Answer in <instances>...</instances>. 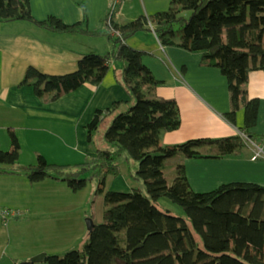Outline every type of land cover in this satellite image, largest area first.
I'll use <instances>...</instances> for the list:
<instances>
[{
	"label": "trees",
	"instance_id": "obj_1",
	"mask_svg": "<svg viewBox=\"0 0 264 264\" xmlns=\"http://www.w3.org/2000/svg\"><path fill=\"white\" fill-rule=\"evenodd\" d=\"M0 20H28L71 34L102 32L88 29L83 22L66 23L56 15L40 20L30 0H0ZM115 24L125 40L104 30L112 40L106 53L83 54L78 68L66 74H47L31 66L21 82L32 85L45 102H52L84 83L100 84L113 61L119 60L122 66L115 76L131 100L97 109L87 125L92 140L113 117L105 132L113 148H99L74 166L48 163L41 156L40 165L25 170L33 180H63L74 190L96 178L97 193H103L110 206L101 223H91L84 248L47 254L42 263L29 259L17 264H264V185L230 182L199 192L192 188L185 164H178L171 183L165 173L167 161L178 154L188 158L236 155L248 139L259 142L264 137L251 131L258 122L261 99L251 97L247 89L252 71L264 70V0H172L168 9ZM151 29L163 45L202 53L203 66L221 69L231 93L226 117L236 123L243 108L242 130L248 139L238 133L161 143L163 131L181 126L180 106L174 97L152 95L163 80L145 63L146 52L127 43L139 31ZM10 133L12 148L5 150L0 144V173L20 172L11 166L19 163L21 144L15 131ZM212 146L215 154L201 150ZM125 156L138 161L139 168L130 176L144 181L148 194L139 188L106 191L107 176L120 175ZM163 196L181 205L187 217L161 209L158 200ZM192 228L203 245L193 238Z\"/></svg>",
	"mask_w": 264,
	"mask_h": 264
},
{
	"label": "crops",
	"instance_id": "obj_2",
	"mask_svg": "<svg viewBox=\"0 0 264 264\" xmlns=\"http://www.w3.org/2000/svg\"><path fill=\"white\" fill-rule=\"evenodd\" d=\"M30 1L35 17L40 20L56 15L66 23L83 22L88 29L102 32L71 34L28 20H0V144L5 150L12 148L11 130L21 144L20 167H15L20 172L0 173V261L10 257L15 263L42 253L61 255L87 242L91 223H99L94 205L105 199L103 193H97L98 179H90L84 188L74 190L63 180H33L25 170L40 165L41 156L48 163L62 165L85 162L102 148L95 142V135L89 140L87 133L96 110L131 100L115 76L122 66L118 60L119 65L114 60L100 84L84 83L52 102L37 96L32 85H21L31 66L47 74H66L78 68L83 54L106 53L112 47L111 38L104 32L109 0ZM171 1L126 0L116 22L126 24L165 10ZM148 31L154 39L152 47L147 38L137 33L127 43L146 52L145 63L147 56L157 53L167 57L172 65L169 72L173 82L161 79L168 82L165 90L156 89L152 95L176 98L182 115L178 129L161 133V143L171 145L191 138L241 134L244 109L238 112L236 123L226 117L231 110V93L221 69L203 66L202 53L165 46L152 29ZM146 64L156 75L154 67ZM247 89L251 97L261 99L258 122L251 131L264 135V70L252 71ZM201 150L217 152L213 146ZM180 163L185 164L195 191H210L230 182L264 185V137L259 142L247 140L236 155L188 158L178 154L166 163L165 173L171 172L172 180ZM167 178L170 180L168 175ZM107 206L104 202V210Z\"/></svg>",
	"mask_w": 264,
	"mask_h": 264
},
{
	"label": "rangeland",
	"instance_id": "obj_3",
	"mask_svg": "<svg viewBox=\"0 0 264 264\" xmlns=\"http://www.w3.org/2000/svg\"><path fill=\"white\" fill-rule=\"evenodd\" d=\"M170 7V6H169ZM168 7V8H169ZM167 8V9H168ZM119 29V28H118ZM180 29V27L178 28ZM138 35L143 36V38L147 41L150 42L149 47L153 46L154 43V39L151 37V33L148 30H141L137 33ZM135 34V35H137ZM134 35V36H135ZM130 43H134V41L130 40ZM146 56V55H145ZM119 61V60H118ZM116 60V65L118 66L119 63ZM146 63H149L150 65H152L156 71V75L158 78L160 79H166L169 82H173V78H172V73L169 72L172 70L171 68V63L169 62V60L167 59V57L164 56L163 53H157L156 56H147L146 57ZM113 67L115 68V66L113 65ZM170 68V70H169ZM174 72V70H173ZM113 73L111 72L110 75H112ZM114 77V75H113ZM168 82L167 81H162L159 83V85H157V91H164L166 86H167ZM135 100L132 101L130 103V105H134L135 104ZM129 105V106H130ZM127 106L126 109L129 107ZM112 119L113 117H109L98 129V131L95 134V142L100 146V147H106L107 145L109 146V148H113V145L110 144L106 139H105V132L107 130V128L110 126V124L112 123ZM250 140V139H249ZM107 146V147H108ZM135 164H139L138 161H136L133 158H129V161H127L126 156L123 157V159L120 162V166H121V173L118 176H115L113 174H109L106 178V185H105V189L106 191L111 190V189H116V190H121V191H130L128 190V187L130 189L134 188H139L142 190V192L144 194H148L147 192V186L145 184L144 181L142 180H136V179H132V177L130 176V169H132V171H136L139 167L138 165L135 166ZM11 167H20L18 165H13ZM171 173V172H170ZM168 172V177H169V181L172 182V176ZM98 182V181H97ZM105 199H99L98 203L95 204L94 206L96 207L95 210L97 211V217L99 219V223H101L103 221V214H104V201ZM110 204H108L107 207H109ZM158 206L165 210V211H170L171 213L178 215V216H182V217H187V214L184 210V208L179 205L178 203L174 202L173 200H171L170 198L163 196L158 200ZM192 235L193 238L196 241H199L202 245H203V241L202 239L199 237V235H197V233L195 232V230L192 228ZM89 241V239L87 238V242ZM87 242H83V244L79 247L80 249L84 248V246L87 244ZM65 252L61 253V255H64Z\"/></svg>",
	"mask_w": 264,
	"mask_h": 264
},
{
	"label": "built area",
	"instance_id": "obj_4",
	"mask_svg": "<svg viewBox=\"0 0 264 264\" xmlns=\"http://www.w3.org/2000/svg\"><path fill=\"white\" fill-rule=\"evenodd\" d=\"M109 1H110L109 13H108V17L106 20L107 30L110 31L111 33H113L114 35L119 36L123 40H125L123 38L122 31L116 27L115 21H116L117 14L119 13L122 5L124 4V2H126V0H109ZM241 135L244 138L248 139V136H247L245 131L241 132ZM8 214H9V212L6 213V215H8Z\"/></svg>",
	"mask_w": 264,
	"mask_h": 264
},
{
	"label": "water",
	"instance_id": "obj_5",
	"mask_svg": "<svg viewBox=\"0 0 264 264\" xmlns=\"http://www.w3.org/2000/svg\"><path fill=\"white\" fill-rule=\"evenodd\" d=\"M90 221H91V218H90ZM31 260L34 261V262L42 263V262H44L46 260V254L45 253L39 254V255L34 256L33 258H31ZM0 264H17V263H15L12 258L7 257L4 260L0 261Z\"/></svg>",
	"mask_w": 264,
	"mask_h": 264
}]
</instances>
